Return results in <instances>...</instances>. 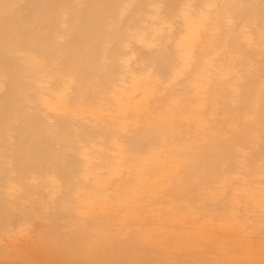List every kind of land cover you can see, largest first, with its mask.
Instances as JSON below:
<instances>
[{
	"label": "rangeland",
	"instance_id": "374dc122",
	"mask_svg": "<svg viewBox=\"0 0 264 264\" xmlns=\"http://www.w3.org/2000/svg\"><path fill=\"white\" fill-rule=\"evenodd\" d=\"M25 1L0 0V8ZM158 1L107 0L112 15L94 19L105 26L99 47L52 52L3 41L0 101L15 113L0 129V264H31L26 251L70 228L139 230L159 244L174 201L179 217L193 211L197 223H210L213 239L247 241L264 257V78L246 79L263 68V46L253 34L242 41L248 20L230 21L220 1L180 0L179 23ZM163 26L177 49L131 44L165 36ZM160 54L170 55L168 65ZM20 137L42 142L21 145ZM191 231L179 225V235Z\"/></svg>",
	"mask_w": 264,
	"mask_h": 264
},
{
	"label": "bare ground",
	"instance_id": "6f19581e",
	"mask_svg": "<svg viewBox=\"0 0 264 264\" xmlns=\"http://www.w3.org/2000/svg\"><path fill=\"white\" fill-rule=\"evenodd\" d=\"M70 1L27 0L20 4L19 7H14V10L10 9L8 11L0 8L2 13L0 15V47L4 40L14 45L18 43L26 44L28 47L30 45H39L52 52L66 48L84 50L99 47L101 45L100 37L105 34L103 29L105 26L98 27L99 24L97 25V21L94 22V19L99 20L107 12H114L115 6L108 5L109 2L107 3V0H98L96 4L91 3V1L87 3L78 0L80 4L77 7L75 5L71 7L69 6ZM179 1H158L159 4L163 5V11L170 19L169 21L173 23H179V14L173 15V12L178 9ZM206 1H220L223 3L225 5L224 10L232 14L230 21L236 20L238 24L242 21V18L248 20L246 25L248 30L244 32L243 36L253 34L255 39L260 40L259 43L263 48H259L257 51L262 54L264 62V31L254 33L250 30L251 24L262 23L261 25H264V0ZM32 2H34V6H30ZM261 3H263V7L257 8L255 6ZM151 10L154 12L153 9ZM176 11H179V9ZM61 13H66L67 17L62 18L60 16ZM34 15H36L35 18H31ZM111 15L107 14V16ZM85 20L88 23H84ZM138 20H147L148 23L158 21L153 18L144 19V17ZM12 23L16 25L14 28L10 26ZM8 24L9 26H7ZM213 28H215L214 25ZM160 30H166L167 34L165 36L167 37L163 34L161 36L153 35L145 44L136 43L137 41H133L131 44L136 47L146 45L152 48L161 47L165 50L177 49L173 43V30H170L168 26H163ZM244 37H241L242 41L246 42V44H251L249 40H246L247 37ZM94 38H97V41H94ZM228 38L231 39V43L236 48H238V45L241 46V40L239 43L232 41V38L235 39L233 35ZM238 51L243 52L240 48H238ZM255 51L252 48L245 52L251 54ZM5 54L6 51L0 50V62L5 61L8 57ZM82 57L81 54L76 56L68 54L65 56L70 62L79 58L82 59ZM84 57L85 59H95L93 55L84 54ZM169 58L170 55L168 54H160L158 57L159 62L165 65L169 64ZM93 64H97V61L94 60ZM80 73L85 78L93 74L89 70H82ZM251 75L264 78V66L262 69L246 72V79L255 78V76L250 77ZM2 97L9 98V93L3 94ZM6 100L0 101V129L10 125L9 116L15 113V107L8 104V100L7 102ZM262 107V110H264V102ZM1 138L0 143L2 142ZM27 140L36 144H41L40 142H42L41 138L38 137H20L18 138V143L22 145ZM228 140L230 141L231 139L229 138ZM31 151L33 150L30 149L29 152ZM216 155L217 162L219 155ZM26 169L28 170L30 167L27 166ZM175 196H179V194L176 193ZM173 203L176 209L170 214L174 215V217L171 215L172 218L168 221V229L159 234L164 239L159 244L153 242L150 234L142 233L139 230L122 231L107 227L79 228V230L70 228L67 232H63L60 238H49L47 239L49 241L43 245H38L36 242L37 245L36 247L33 246L35 248L33 251H26L24 261L26 262L27 260L31 264H264V257L256 255L259 250L255 249V247L253 249L250 243L248 244L247 241L239 239H231L228 242L213 239L212 235L205 233L206 230L211 228L210 223L206 224V226H203L202 223H197L190 215V213L194 214L196 212L188 210V212H184L183 217H179L178 201ZM226 213L231 215L229 212ZM206 216L211 217L209 214H206ZM184 224L185 227H189L192 231L181 236L179 235V225ZM221 226L222 229L233 230L231 227H236V224H223ZM195 230L199 234L196 235L197 232H194ZM159 235L158 237H160ZM15 250L12 252L14 256L21 255V252H15Z\"/></svg>",
	"mask_w": 264,
	"mask_h": 264
}]
</instances>
